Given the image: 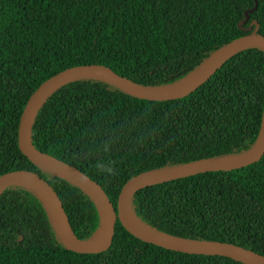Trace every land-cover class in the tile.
Returning a JSON list of instances; mask_svg holds the SVG:
<instances>
[{"label": "trees", "instance_id": "16d2710c", "mask_svg": "<svg viewBox=\"0 0 264 264\" xmlns=\"http://www.w3.org/2000/svg\"><path fill=\"white\" fill-rule=\"evenodd\" d=\"M255 25L264 38V0H0V176L19 170L39 176L56 194L72 234L89 241L100 225L93 199L18 148L19 118L32 93L51 76L85 65L168 88ZM263 106L264 52L252 47L169 101L141 100L98 78L67 82L39 105L28 138L36 151L99 185L115 212L121 187L144 172L249 151ZM128 209L157 234L264 257V153L240 169L139 189ZM0 264L244 263L141 242L117 220L106 251L77 254L61 244L41 199L10 185L0 195Z\"/></svg>", "mask_w": 264, "mask_h": 264}, {"label": "water", "instance_id": "95a60500", "mask_svg": "<svg viewBox=\"0 0 264 264\" xmlns=\"http://www.w3.org/2000/svg\"><path fill=\"white\" fill-rule=\"evenodd\" d=\"M252 24L254 23L252 22ZM252 47H258L264 52V38L257 34V25H255L254 29L249 34L236 38L216 50L188 77L191 78L188 83L175 89L171 88L172 86L163 89L144 87L118 76L107 67L101 65H85L67 68L51 76L32 93L19 118L17 128L18 148L21 154L33 165L49 171L82 188L93 199L100 217V225L96 231L97 233L100 229L102 230V239L100 243L94 244L91 243L90 240L82 242L76 239L68 226L56 194L46 182L33 172L19 170L1 175L0 195L6 187L16 185L18 181H25L35 186L40 191L43 198L34 191L32 192L36 194L45 205L61 244L67 250L77 254H98L106 251L111 243L114 223L115 220H117L129 235L141 242L152 244L166 250L192 255L221 256L244 264H264L263 256L231 244L193 241L152 232L138 223L128 209V200L130 196L135 191L144 187L205 172L240 169L257 162L264 153V106L259 131L249 151L232 158L202 159L181 166L144 172L130 179L121 187L116 201L115 212L99 185L89 180L76 169L61 163L55 158L36 151L30 145L28 138L31 121L39 105L52 91L67 82L81 78H98L109 82L122 92L141 100L169 101L188 95L203 84L227 59ZM88 190L95 193L96 199L88 193ZM45 200L49 203L50 207L47 206ZM137 225L145 231H141Z\"/></svg>", "mask_w": 264, "mask_h": 264}, {"label": "bare ground", "instance_id": "6f19581e", "mask_svg": "<svg viewBox=\"0 0 264 264\" xmlns=\"http://www.w3.org/2000/svg\"><path fill=\"white\" fill-rule=\"evenodd\" d=\"M191 78H188V79H186V80H184V81H182V82H180V83H178V84H175L174 86H172L171 88H179V87H182V86H184L186 83H188V81L190 80ZM16 185H18V186H21V187H23V188H26V189H28V190H31V191H34L36 194H38V195H40L41 197H42V195H41V193H40V191L35 187V186H33V185H31L30 183H28V182H25V181H18V182H16ZM88 193L92 196V197H94V199H96V195H95V193L93 192V191H90V190H88ZM43 198V197H42ZM45 202H46V204H47V206L48 207H50V205H49V203L45 200ZM137 227L141 230V231H145L143 228H141L140 226H138L137 225ZM101 239H102V230L100 229L96 234H94V236L90 239V242L91 243H100L101 242Z\"/></svg>", "mask_w": 264, "mask_h": 264}, {"label": "clouds", "instance_id": "9594fccd", "mask_svg": "<svg viewBox=\"0 0 264 264\" xmlns=\"http://www.w3.org/2000/svg\"><path fill=\"white\" fill-rule=\"evenodd\" d=\"M109 172H111V169H109Z\"/></svg>", "mask_w": 264, "mask_h": 264}]
</instances>
